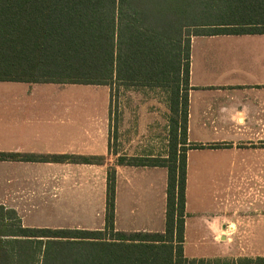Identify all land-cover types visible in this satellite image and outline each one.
<instances>
[{
  "label": "crops",
  "instance_id": "obj_1",
  "mask_svg": "<svg viewBox=\"0 0 264 264\" xmlns=\"http://www.w3.org/2000/svg\"><path fill=\"white\" fill-rule=\"evenodd\" d=\"M67 85L53 84L52 91L42 87L0 89V153L95 156L104 157L105 163L0 161V206L23 216V204L34 196L44 198L53 191V201L62 200L58 202L65 206L101 204L99 224L65 229L103 230L108 168L114 166L116 231L163 233L167 169L119 166L117 159L168 156V96H159L161 89L131 88L127 94L133 103L129 109L119 110L130 120L126 119V127L122 126L119 111L118 125L113 120L116 110L111 107L114 98L111 89L94 88L95 98L99 99L95 101L90 98L89 89L85 91L78 85L69 89ZM189 87V143L204 148L190 150L188 163L197 154L196 174L231 177L225 185L226 200L235 176H264V34L193 37ZM126 128H130L129 148L114 151L115 132L119 134L117 143L125 144L121 135ZM22 175H30V181L22 179ZM154 191L160 195L158 215L152 217ZM229 200L232 201L230 196ZM205 224L204 220L199 230L203 234L190 239H210L211 235L203 230ZM189 235L187 224L185 242ZM184 245L187 259L209 260L205 253L189 252L188 242ZM213 256L212 261L217 254ZM197 264L234 263L197 261Z\"/></svg>",
  "mask_w": 264,
  "mask_h": 264
},
{
  "label": "trees",
  "instance_id": "obj_2",
  "mask_svg": "<svg viewBox=\"0 0 264 264\" xmlns=\"http://www.w3.org/2000/svg\"><path fill=\"white\" fill-rule=\"evenodd\" d=\"M201 0H0V82L115 85L167 93L169 151L117 159L166 168L163 233L115 229L116 168L107 174L103 230L25 227L0 206V264H197L184 254L189 78L193 37L264 34L261 20L201 23ZM0 161L103 165L104 157L0 153ZM259 264H264L260 259Z\"/></svg>",
  "mask_w": 264,
  "mask_h": 264
},
{
  "label": "rangeland",
  "instance_id": "obj_3",
  "mask_svg": "<svg viewBox=\"0 0 264 264\" xmlns=\"http://www.w3.org/2000/svg\"><path fill=\"white\" fill-rule=\"evenodd\" d=\"M199 8L198 21L201 23L242 25L261 20L264 0H201ZM78 86L85 91L89 89L92 93L90 98L95 101L99 99L95 98L96 90L94 88L111 89V93L114 95L111 107H115L116 110V114L113 116L116 125H118V111L120 109L124 110L125 107L129 109L130 104L134 101L127 94L131 88L119 85H115L112 88L109 86ZM36 87L52 91L53 83L0 82V89L3 90H27ZM65 87L71 89L73 86L67 85ZM159 96L166 98L167 93L159 90ZM120 113L122 126H125L126 119L129 120L128 116H125L123 112ZM126 127H128V123ZM126 129V131L122 129L121 135V142L125 141V144L121 143L119 145L117 143L119 134L115 132L112 144L114 151L117 149L122 151V148H129L130 128ZM196 157H198L197 154H193L190 158V163H188L187 217L185 226L187 227L188 224L190 234L188 241H186L189 244V252L205 253L207 257H210L207 261L197 259L195 260L196 262L245 264L249 261L252 264L261 263L260 259H264V176H235L232 183V191L231 193L228 191V198L225 200V185H227L231 177L196 174L197 170L194 166ZM21 178L30 181L31 176L22 175ZM4 180L6 182L9 181L8 178ZM146 185L148 184L144 186ZM6 187L11 188L10 185ZM157 192H152V217L158 215L157 203L160 194ZM63 195L64 193L61 194V197ZM229 196L232 201L229 200ZM58 201H53V191L49 192L44 198L34 196L30 202L22 205L21 212L23 216L17 214L21 218L22 224L24 221V224L30 228H71L72 225L93 226L99 224L101 219L98 218L100 216L98 212L101 211V204L91 203L86 206L75 204L65 206L63 202ZM231 203L233 207L229 205ZM204 220L206 224L203 230L208 236L211 235L210 239L201 241L195 238L190 239V236L203 234L199 230L202 228ZM198 245H202V247ZM214 253L217 254V258L212 261Z\"/></svg>",
  "mask_w": 264,
  "mask_h": 264
}]
</instances>
